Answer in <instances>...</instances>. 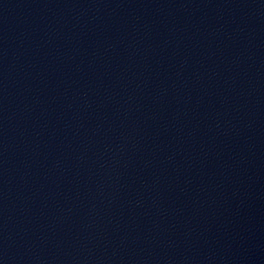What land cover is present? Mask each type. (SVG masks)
<instances>
[{"label":"water","instance_id":"obj_1","mask_svg":"<svg viewBox=\"0 0 264 264\" xmlns=\"http://www.w3.org/2000/svg\"><path fill=\"white\" fill-rule=\"evenodd\" d=\"M0 264H264V0H0Z\"/></svg>","mask_w":264,"mask_h":264}]
</instances>
